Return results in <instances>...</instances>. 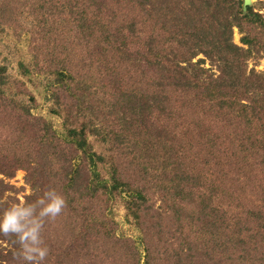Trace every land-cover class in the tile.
<instances>
[{"label": "trees", "instance_id": "obj_1", "mask_svg": "<svg viewBox=\"0 0 264 264\" xmlns=\"http://www.w3.org/2000/svg\"><path fill=\"white\" fill-rule=\"evenodd\" d=\"M109 2L119 9L106 18L86 0H35L24 11L6 8L22 19L0 23V36L25 26V38L37 37L31 43L41 44L35 50L47 60L39 83L44 96L57 88L87 106H54L67 126L61 135L32 116V97L16 107L17 123L37 128L26 127L22 143L35 137L33 144H71L73 153L61 162L81 161L91 178L79 185L72 167L56 182H27L32 193L22 206L47 202L49 191L64 200L54 217L38 215L43 205L33 210L41 221L39 246L47 248L40 264H264V75L254 68L264 60V15L256 3L243 10L242 0ZM198 55L204 58L194 61ZM95 64L114 86L96 97L91 82L68 70ZM16 66L27 80L41 72L32 69L36 63ZM5 73L1 65L0 85L8 82ZM71 110L79 125L70 124ZM13 123L9 117L4 124ZM94 129L108 144L93 138L91 146ZM0 138V157L12 156L14 145ZM116 155L128 157L124 169ZM12 161L26 170L25 161ZM13 190L0 182V199ZM2 205L0 214L11 207ZM29 219L18 216L17 223ZM1 242L7 247L0 244V264H32L16 234L0 233Z\"/></svg>", "mask_w": 264, "mask_h": 264}, {"label": "rangeland", "instance_id": "obj_2", "mask_svg": "<svg viewBox=\"0 0 264 264\" xmlns=\"http://www.w3.org/2000/svg\"><path fill=\"white\" fill-rule=\"evenodd\" d=\"M34 1L35 0H0V23H3V26L6 23L7 26L10 24L7 23L9 21H18V19H22V17L17 11L12 12V16H10L9 13L6 11V8L16 9L15 7H20V9L24 11L27 10L29 6H32ZM86 1L90 9H99L100 15H103L106 18L112 17L115 12L119 9L118 4H116L115 2L111 3L109 2V0ZM251 1L252 4L256 3L255 11L264 15V8L260 7L259 2H257V0ZM8 3L11 5L8 6ZM26 29L27 28H25L24 26V28H21L22 31L20 30L19 32L17 31V28H9L8 37H6L5 35L0 36V66L3 65L6 67L7 73H5V77L8 81L7 84L4 82L5 84L0 85V89H3L2 93H0V136H2L3 138L5 136V139L8 140L9 143L14 145L15 147L14 149H11L12 156H8L7 151L6 153L4 152L5 154L0 157V167H3L4 169V172L0 171V182H2L4 185H10L14 188L12 192L6 191L3 197L0 199V204H4L5 206H12L13 204H24L25 197L31 195L32 193L30 185L27 183L28 181H40L38 182V184L41 185L45 181L44 179H47L50 176L52 179L55 180L53 181L56 182L60 176L64 177L65 174L67 175L72 167L73 169L78 168L77 183L79 185H85L91 179L86 171V166L83 165L81 161L72 162V164H67L66 162L64 163L63 160L61 162V159H64L65 157L64 155L69 157V154L72 152V149H74L71 144L65 143L63 144V146L55 141L45 143V141H42V139L41 142L37 141L33 144L35 137L30 138L29 141L25 140L24 143H22L21 136L23 137V130L26 127L32 130L37 129L35 127H32L31 124H26L27 122L25 120H22V124L17 123V116L19 115V113H17V110L19 109L18 106H24V104L30 105L31 97L34 99L31 104L32 116L36 118L42 117L48 120V122H51L53 129H58L57 133L60 135L67 129V126H63V120L60 116L51 112L52 109H55L54 106L59 103L65 106V109H68L69 104L74 106L73 109H80L79 107L83 108V106L87 108L86 104L78 105V100L76 97H74L73 95L70 96L69 92L65 93L61 89L51 87L50 91L44 96V90L40 88L39 83L40 81H44V79H42L41 77L43 74L42 71H45L47 67V60L46 58H44L45 52L40 53L35 50V47H38L41 44L37 43V46H34V44L36 43H31V41H33V39H36L37 37L25 38V35H27V33L25 32ZM31 35L35 36L36 31L33 30ZM239 39L240 35L236 31V29H234L232 40L235 44L240 46L241 44L239 42ZM46 40L48 41V38H46ZM198 58L202 59L204 57L202 55H198L194 59V61H196ZM19 60H23V62L25 64H29L30 67H33V64L36 63L37 66L33 67L32 69L41 72H38V75H33L30 80H27V78L23 77L17 69L16 63ZM203 66L204 68L210 67V64L207 59H205V63L203 64ZM248 66L249 68L253 67V61L250 62ZM212 68L213 70H215L214 67ZM254 68L256 72L263 73L264 75V60H259L257 62V65L254 66ZM91 69H93L96 74H89ZM68 70L73 76V78H75L76 80H83L86 78L88 82H91L87 84V88L89 89V93L94 97L97 96V93L98 96H100V93H102L103 90L105 91L111 87H114L112 86V78L110 77V74L106 76L104 75V73H101V71L103 70V68H101V65L95 64L93 67L88 68L85 71L84 69H81V71L78 69V73L75 72V74L73 73V71H71V68L68 67ZM37 71H35V73ZM214 73L215 75L217 74L216 71H214ZM0 78L4 79V74ZM93 105H96V103ZM16 107L18 109H16ZM62 111L65 115V111ZM71 113H74V115H72L70 119V124L79 125L81 121L75 120L74 111L71 110L69 115ZM9 117H11V119H14V123L10 127L9 125L4 124L8 122ZM91 118H93V116H91ZM83 121L85 122L88 120L86 118H83ZM31 123L34 124V121H31ZM70 124H68V126ZM5 130H9V132L5 133ZM92 131L93 130H91L90 132L88 141L91 146L96 148L94 139L99 144L104 143L102 140V132L99 131V138H95V134L98 132V130L94 129L95 132ZM19 144L23 147L21 150ZM62 151H64L65 154H63ZM28 153H30V155H28ZM11 159L25 161L24 165L26 170L15 169V163ZM114 159L117 161L121 169H124V162L129 161L127 160V156L122 157L116 155ZM60 180L62 179L60 178ZM152 200H154L153 202L155 206H158V204L162 205L161 202H158L157 196L152 197ZM0 244L3 247H7L4 242H1Z\"/></svg>", "mask_w": 264, "mask_h": 264}, {"label": "clouds", "instance_id": "obj_3", "mask_svg": "<svg viewBox=\"0 0 264 264\" xmlns=\"http://www.w3.org/2000/svg\"><path fill=\"white\" fill-rule=\"evenodd\" d=\"M44 196L48 198L47 202L41 197L34 204L26 206L13 204L9 209H6L0 214V233L6 234L11 232L16 234V239L22 249V257L26 261L32 262V264H40L47 254V248L39 246L41 221L32 214L35 206L37 204L43 205L38 213L40 217L45 215L54 217L61 211L64 205L63 198L56 195L53 191L45 192ZM27 215H31V219L26 220L24 224L17 223L18 216L23 219Z\"/></svg>", "mask_w": 264, "mask_h": 264}, {"label": "water", "instance_id": "obj_4", "mask_svg": "<svg viewBox=\"0 0 264 264\" xmlns=\"http://www.w3.org/2000/svg\"><path fill=\"white\" fill-rule=\"evenodd\" d=\"M252 4L251 0H242V9L244 10L246 6H249Z\"/></svg>", "mask_w": 264, "mask_h": 264}]
</instances>
